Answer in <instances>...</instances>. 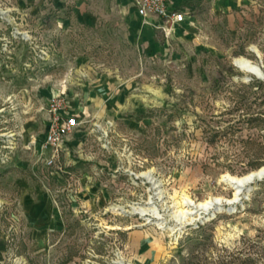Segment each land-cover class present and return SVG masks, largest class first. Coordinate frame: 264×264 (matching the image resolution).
<instances>
[{"label":"rangeland","instance_id":"rangeland-1","mask_svg":"<svg viewBox=\"0 0 264 264\" xmlns=\"http://www.w3.org/2000/svg\"><path fill=\"white\" fill-rule=\"evenodd\" d=\"M178 3L0 0V264H264V0Z\"/></svg>","mask_w":264,"mask_h":264},{"label":"built area","instance_id":"built-area-1","mask_svg":"<svg viewBox=\"0 0 264 264\" xmlns=\"http://www.w3.org/2000/svg\"><path fill=\"white\" fill-rule=\"evenodd\" d=\"M137 15L142 19H158L165 23L182 24L185 20L184 11L173 0H135ZM53 115L52 125L46 136V145L58 150L64 143V138L78 125L75 117H65L61 114V102L54 101L49 106Z\"/></svg>","mask_w":264,"mask_h":264},{"label":"bare ground","instance_id":"bare-ground-1","mask_svg":"<svg viewBox=\"0 0 264 264\" xmlns=\"http://www.w3.org/2000/svg\"><path fill=\"white\" fill-rule=\"evenodd\" d=\"M236 63L239 65V67L244 70L247 71L259 78H263V72L261 70V68L255 64H253L252 62H250L247 59H238L236 60ZM227 182L232 185V184H238L240 186H238L235 190V194H234V199L231 201H236V199H238L239 197V189H242V187L246 188L249 187L252 183L256 182V181H261L264 180V166H262L260 169L244 176V177H232V176H227ZM245 189V190H246ZM218 201L220 202V199L217 200H210V201H204V202H193L192 200L186 199L185 202V206L188 207V209L183 210L181 212L182 215V220H186L187 216L190 215V217L192 215L198 214V213H202V212H208L211 210H221V205L222 203H218ZM143 211V210H142ZM146 211V210H145ZM148 211V210H147ZM144 212V211H143ZM188 221V220H187ZM185 222V221H184ZM183 222V223H184Z\"/></svg>","mask_w":264,"mask_h":264},{"label":"water","instance_id":"water-1","mask_svg":"<svg viewBox=\"0 0 264 264\" xmlns=\"http://www.w3.org/2000/svg\"><path fill=\"white\" fill-rule=\"evenodd\" d=\"M237 65V64H236ZM238 66V65H237ZM262 181V180H261ZM234 189H236L238 186H240V185H238V184H232L231 185ZM246 188H244V187H242V189H239V193L238 194H240V192H242V191H244Z\"/></svg>","mask_w":264,"mask_h":264},{"label":"crops","instance_id":"crops-1","mask_svg":"<svg viewBox=\"0 0 264 264\" xmlns=\"http://www.w3.org/2000/svg\"><path fill=\"white\" fill-rule=\"evenodd\" d=\"M173 1H174L176 4H179V3H178V0H173Z\"/></svg>","mask_w":264,"mask_h":264},{"label":"trees","instance_id":"trees-1","mask_svg":"<svg viewBox=\"0 0 264 264\" xmlns=\"http://www.w3.org/2000/svg\"><path fill=\"white\" fill-rule=\"evenodd\" d=\"M255 121H256V119H255ZM256 167H258V166H255V167H253V168H256Z\"/></svg>","mask_w":264,"mask_h":264}]
</instances>
